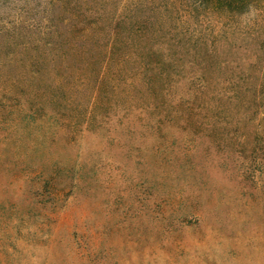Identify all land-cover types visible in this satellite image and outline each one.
I'll return each instance as SVG.
<instances>
[{
  "label": "trees",
  "instance_id": "1",
  "mask_svg": "<svg viewBox=\"0 0 264 264\" xmlns=\"http://www.w3.org/2000/svg\"><path fill=\"white\" fill-rule=\"evenodd\" d=\"M262 100L264 0H0V235L90 188L84 131L182 126L264 181Z\"/></svg>",
  "mask_w": 264,
  "mask_h": 264
},
{
  "label": "rangeland",
  "instance_id": "2",
  "mask_svg": "<svg viewBox=\"0 0 264 264\" xmlns=\"http://www.w3.org/2000/svg\"><path fill=\"white\" fill-rule=\"evenodd\" d=\"M245 108L264 127V100ZM80 136L81 155L101 151L90 188L9 227L0 264H264V181L246 161L182 126Z\"/></svg>",
  "mask_w": 264,
  "mask_h": 264
}]
</instances>
